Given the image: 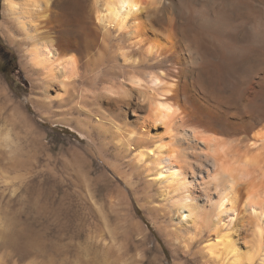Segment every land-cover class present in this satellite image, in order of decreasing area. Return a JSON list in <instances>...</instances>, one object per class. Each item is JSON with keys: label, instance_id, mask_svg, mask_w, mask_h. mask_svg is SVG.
<instances>
[{"label": "bare ground", "instance_id": "obj_1", "mask_svg": "<svg viewBox=\"0 0 264 264\" xmlns=\"http://www.w3.org/2000/svg\"><path fill=\"white\" fill-rule=\"evenodd\" d=\"M134 2L139 10L91 0L89 12L85 0H4L1 24L10 40L21 37L30 70L71 86L79 127L94 119L115 130L132 167L158 184L152 196L180 216L171 223L179 244L208 234L200 264H264V0ZM108 51L100 95L130 105L136 94L130 130L88 90ZM240 68L219 91L225 71ZM1 211L0 264H24L21 236ZM238 216L240 238L229 227Z\"/></svg>", "mask_w": 264, "mask_h": 264}, {"label": "rangeland", "instance_id": "obj_2", "mask_svg": "<svg viewBox=\"0 0 264 264\" xmlns=\"http://www.w3.org/2000/svg\"><path fill=\"white\" fill-rule=\"evenodd\" d=\"M85 1L90 12L91 0ZM3 9L0 0V45L11 52L15 70L5 73L0 65V211L21 236L23 263L198 264L195 251L208 234L199 235L190 249L179 244L184 238L171 223L180 216L170 200L152 196L158 184L146 182L132 167L133 154L118 146L114 129L103 132L94 119L87 127L77 125L71 86L30 70L21 37L10 40L3 32ZM106 54L88 90L96 92L106 114L133 129L136 94L130 105L100 95L108 77ZM243 70L225 71L219 91L230 90ZM157 134L168 139L163 129ZM240 218L229 226L238 238L245 234Z\"/></svg>", "mask_w": 264, "mask_h": 264}, {"label": "flooded vegetation", "instance_id": "obj_3", "mask_svg": "<svg viewBox=\"0 0 264 264\" xmlns=\"http://www.w3.org/2000/svg\"><path fill=\"white\" fill-rule=\"evenodd\" d=\"M0 65L5 73H10L15 70L14 58L11 52L0 45Z\"/></svg>", "mask_w": 264, "mask_h": 264}, {"label": "snow or ice", "instance_id": "obj_4", "mask_svg": "<svg viewBox=\"0 0 264 264\" xmlns=\"http://www.w3.org/2000/svg\"><path fill=\"white\" fill-rule=\"evenodd\" d=\"M122 6L139 10V5L135 3L134 0H124V4Z\"/></svg>", "mask_w": 264, "mask_h": 264}]
</instances>
